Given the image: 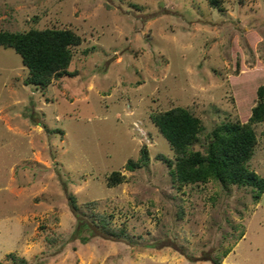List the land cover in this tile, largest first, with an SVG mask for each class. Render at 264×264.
<instances>
[{
	"label": "rangeland",
	"instance_id": "rangeland-1",
	"mask_svg": "<svg viewBox=\"0 0 264 264\" xmlns=\"http://www.w3.org/2000/svg\"><path fill=\"white\" fill-rule=\"evenodd\" d=\"M220 9L208 0H0V30L65 27L82 38L72 75L43 90L24 84L21 56L0 46L1 264H213L228 249L221 264H264V192L255 203L250 187L176 189L161 157L174 153L150 120L187 108L204 126L202 150L216 124L246 119L238 99L264 83V0ZM254 130L249 167L262 176L264 122ZM142 145L148 165L127 170ZM112 171L125 181L108 185ZM92 218L125 236L101 233Z\"/></svg>",
	"mask_w": 264,
	"mask_h": 264
},
{
	"label": "trees",
	"instance_id": "trees-1",
	"mask_svg": "<svg viewBox=\"0 0 264 264\" xmlns=\"http://www.w3.org/2000/svg\"><path fill=\"white\" fill-rule=\"evenodd\" d=\"M221 3L222 0H208L211 7L219 10ZM81 42L80 35L65 27L32 28L26 31L0 30V46L12 48L18 53L27 69L24 84L34 85L42 90L53 79L72 75L68 66L73 57V48ZM251 95L255 99L253 105ZM238 100L244 102L238 105V113L240 116L246 114V119L237 118L216 124L208 134L202 150L195 149L194 145L199 141L204 126L201 119L187 108L175 106L150 115V120L167 139L174 153L173 158L159 156L168 167L171 182L176 189L214 181L226 190L231 186L250 187L253 202L260 200L264 192V175L252 170L249 161L258 142L254 125L264 122V83L258 85L250 95L244 94ZM148 162V149L142 145L137 160L129 159L124 167L134 171L146 167ZM125 179L126 176L120 171H112L107 177V184L113 186ZM68 197L72 210L76 212L79 206L75 197L71 194ZM93 205L92 201L85 203L87 209H93ZM95 220L92 218L91 222L101 233L115 238L125 236L124 227L112 228L105 218ZM82 224L88 228V223L82 221ZM229 251L230 249L223 250L220 255L212 257L211 262L221 264ZM6 257L14 258V254L9 253Z\"/></svg>",
	"mask_w": 264,
	"mask_h": 264
}]
</instances>
